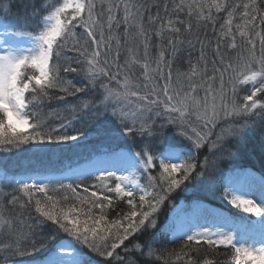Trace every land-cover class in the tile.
<instances>
[{
    "label": "snow or ice",
    "instance_id": "1",
    "mask_svg": "<svg viewBox=\"0 0 264 264\" xmlns=\"http://www.w3.org/2000/svg\"><path fill=\"white\" fill-rule=\"evenodd\" d=\"M70 7L71 13L66 11ZM154 7L157 9L156 15L147 16L150 26L161 20L159 16L161 7H163L165 14H168L167 4H157ZM186 7L188 9L187 12H185ZM211 7H215L219 11L222 7L228 8L232 6L215 2ZM211 7L205 9L202 4L186 6L180 3L174 6L173 14L177 15V17L180 14L191 17L193 10H195L196 15L199 17L207 11L208 15L204 17V20L212 25L215 21L211 15ZM243 8V16L247 18L249 24L253 23L257 16H259L260 22L264 24V9H261L259 5L253 3L251 5H243ZM120 9L121 5L117 3L109 4L105 8L103 3L97 5L93 0H64L61 7H57L50 16L44 17L42 12L45 9L36 11L33 8L36 27L44 28V30L38 36L32 38L33 46L30 48L17 46L16 37L31 36V33L13 31L20 28L21 25L8 19L0 20V27L4 29V32L0 34V44L3 45L0 47V136H10L8 143L17 148L29 144L37 146L62 144L79 140L89 129H93L95 135L104 136L112 141H116L119 138L121 129L129 135L147 136L148 138V144L142 145L140 152H127L126 156H124L125 168H137L146 176V186L141 187L139 184L133 186L132 183L125 185L123 182L128 179L127 176L117 177L116 172L109 171L107 168L95 169L99 173L101 182L105 179L119 181L114 188L105 184L104 189L109 193L127 198L126 204L129 210L121 219L111 222L110 228L102 232L96 227L100 222L99 220L94 221L91 228L84 227L78 224L76 219L69 221L67 213L44 211L40 206V200L37 199L35 200L36 211L41 214L38 218L39 223L46 224L51 221L54 231L51 236L40 242L39 249L36 244H31L32 250L37 252L45 248L49 241H56V255L46 258L49 264H79L75 257L62 255L72 251L71 240L60 236V233H64L67 237L87 246L97 255L105 258L109 264H152L150 258L154 257L156 252L160 250L157 245L166 241L167 234L171 232L174 238L184 240L181 253L171 254L175 256L178 264H200L197 255L201 251L200 246L202 244L209 249L231 246L236 254L235 259L241 261L242 264H264V247L259 249L236 247L239 241L233 231L225 230V228H216V231H213L212 228L204 227L190 233L180 232L177 235L178 230L175 226V218L167 223L159 219L163 214L162 209L166 207V202L171 200L172 194L177 189L185 190L188 186L186 182L197 177L212 176L219 171L220 163L223 160L230 159L234 155L232 148L229 146L230 141L240 140L245 130L250 128L261 130V135L264 136V36L260 38V56L257 57L255 55V43L249 39L247 41L250 46L248 56L244 58L242 63L240 58L237 57L235 67L232 63L227 62L219 44L213 50L212 56L214 59L211 60L205 57L202 44V50L197 61L201 65L200 80L202 83H194L189 80L188 86L191 91L181 95L172 86L171 65L169 61L165 60L164 52L170 50L174 57L179 50V46L183 43L175 39V37L182 34V29L184 32L190 33L194 25L191 22L185 23L184 20L177 18L175 24L179 26L171 28V35L164 36L162 30H157L153 33L161 39L162 44L159 58L152 61V63L156 64V68L151 69V65L148 62L151 36L142 24L137 23L145 18L144 12L147 11V8L143 5H130L125 2L122 5L123 15L118 17L116 13ZM130 9H135V11L132 12ZM228 15L231 18L232 12H229ZM172 23L173 21H168L169 25ZM228 23H231V19H229ZM121 25H123L126 38L130 35L129 28L137 30L136 40L139 41L138 46L143 48V58L145 60L142 65L144 78H155L151 84L137 86L131 85L127 77H125V90L129 87H136V92H113L108 88V85L102 83V78L116 81L120 74L121 42L119 39L115 40L114 49L111 37L106 38L105 33H112L114 28L119 30ZM78 27L83 29V36L80 39L75 37V29ZM222 27H225L224 35L228 36L230 29L226 26ZM244 35V33H241L242 37ZM58 37L60 41L57 44V63L49 68V61L53 56V44ZM230 38L233 43L227 45V47L237 48L234 43L235 36L231 35ZM125 42L127 43V40ZM68 43L71 44L70 51L76 55H66L61 60L60 53L64 51ZM188 44L190 47L192 46L191 41H188ZM89 48H91L90 52L88 51ZM110 54L111 61L109 62L108 57ZM81 57L85 59L82 60ZM88 57L91 58L87 59ZM101 57L104 58L105 68H98ZM209 63L211 68L208 67ZM84 64H87V68L84 67ZM125 67H127V62H125ZM113 68L116 69L115 72H112ZM128 70L131 71L130 68ZM190 70L191 74L195 76L196 68L191 65V62ZM61 71L65 76H72V74L83 76L86 83H80V86H76L72 80H64L60 75ZM29 72L31 73L30 75L28 74ZM149 72H151V76H149ZM226 75L227 80L225 79ZM160 80L164 82L159 83ZM217 81L219 82L218 84ZM226 83L228 84L227 93L225 91ZM64 84H67L68 87H63L62 91L68 95L83 93L86 90L100 92V96L96 100L90 102L81 101L83 108H88L91 112L90 118L81 129L74 131L75 134H67V131H63L64 129H69L68 125L72 121L62 123L59 128L47 132L34 131L31 135L26 134L25 131L17 127V123L34 129H39L43 126L40 115L33 113L30 109L31 101L26 103L25 93L31 91L33 99L38 94L46 98L49 91L61 88ZM249 84L251 85V91L243 97V103L238 104L236 102L237 86ZM141 88L144 90L143 95L140 94ZM201 91H203L204 95L197 99L196 97ZM228 93H231V96ZM161 96L163 97V102L160 100ZM129 97L138 100L140 102L139 106L132 110L118 108V105ZM57 99L63 100L64 97H57ZM37 107L38 105L31 104V108ZM257 108H259V122L255 119L257 113L253 112L252 116L247 117V119L252 120L251 124L245 122L239 127L232 124L228 128H222L215 141L208 140L213 134L212 128L218 119H222L224 124L228 125L230 121H234L237 117L244 119L245 114ZM193 111L204 121V127L208 131L201 134L192 128V135L189 136L190 123L188 117ZM153 113L156 116L167 115V124L180 129L179 133L189 141H192V137H195L192 142L195 149H200L202 144L210 142L212 148L215 149L212 153L213 159L210 160L205 157L201 170H197L196 163L190 162L194 159L192 156H185L183 159L173 162L172 159L162 158L160 154L159 156H153L146 151V148L152 146L151 142L157 137H162L164 133L165 126L160 125L157 128L155 122L148 124L147 127L143 124L139 128L137 127L139 121H151ZM109 116L115 118L119 128L110 126L97 130L94 127L102 118L107 121ZM30 119H35L37 123L34 125L30 124ZM122 153L123 150L121 149L120 154ZM112 154V152H109L104 155ZM69 169L71 170V165H69ZM153 171H159V176L163 179L162 184L158 185L156 183L157 177L151 175ZM88 174L90 175L91 173ZM177 174H179V177ZM83 175L85 173L80 172L72 176H64L63 179L78 180ZM4 179L7 181V174ZM12 183L20 184L18 190L25 194L29 203L33 200L34 192L46 195L47 191L50 190L42 182L29 184L23 181H16L15 179L7 181L4 187H10ZM91 187H98V185H92ZM204 187L207 186L204 185ZM78 188H81L86 195L82 196L77 192ZM51 190L55 191L56 189ZM60 190L70 191L81 203L90 202L88 203L89 213H91L93 208L103 212L105 208L111 207L114 203L111 195L106 196L101 192L89 191L88 187H82L80 184L74 186L71 183L67 185L61 183ZM138 191L142 193L138 197L139 210H137L138 206L136 203ZM224 196L231 197L229 201L235 207L242 208L245 212L264 218V207L256 204L254 200L234 196L233 192L227 188L224 190ZM48 199L51 200V197H48ZM17 202L18 198L12 195L8 207H15ZM191 207L195 210L199 207V201L194 200ZM171 211L179 213L182 210L173 208ZM79 214V211L74 213L75 216H79ZM100 219L103 220L104 217L101 216ZM19 223L20 221L13 217L12 222L5 225V233L12 240V243L5 245L3 251L12 255L23 256L28 255L26 246L25 250L21 251V244L14 236ZM86 224L87 221H84V225ZM112 228L115 229L114 232L111 231ZM261 232V243H264V219H262L261 223ZM203 264H213V261L205 258Z\"/></svg>",
    "mask_w": 264,
    "mask_h": 264
},
{
    "label": "trees",
    "instance_id": "2",
    "mask_svg": "<svg viewBox=\"0 0 264 264\" xmlns=\"http://www.w3.org/2000/svg\"><path fill=\"white\" fill-rule=\"evenodd\" d=\"M97 5L103 3L105 8L109 4L117 3L121 5V9L116 13L118 17L123 15L122 5L127 2L130 5L136 4L137 6L143 5L147 8V11L144 12V19L138 21L137 23L142 24L144 29L151 36V47L149 49V63L151 69L156 68V64L152 61L159 58L160 46L162 41L153 33L157 30H162L164 36L171 35V28L178 27L179 25L175 24L177 18L182 19L185 23L191 22L194 27L192 31L184 32L182 29V34L175 39L182 41L183 43L179 46V50L173 57L171 51L164 52L165 60L170 62L171 72H172V86L176 88L179 93L184 94L189 92V80L194 83H202L200 80L201 65L197 63L198 58L201 53V45L203 44V51L205 57L208 60L214 59L212 56L213 50L216 48L217 44L220 45L221 52L227 59V62L232 63L233 66H236L237 57L240 58L242 63L244 58L248 56L249 53V44L247 41L250 39L255 43V55L260 56V38L264 36V24L260 22L259 16L256 17L255 21L251 24L248 23L247 18L243 16L244 8L243 5H251L253 3L260 6L261 9H264V0H93ZM215 2H219L222 5H230L232 7L221 8L219 11L215 7H211ZM64 3V0H0V18L8 19L13 22H17L21 25L19 30L25 33H31L33 36H38L44 28H37L36 21L34 19L35 12L45 9L42 12V16H50L57 7H61ZM183 3L184 5L197 4L204 5L205 9L211 7V15L215 21L214 24L210 25L205 22L204 17L208 15V12L205 11L202 16H197L195 10H193V15L191 17L180 14L179 17L173 14L174 6L177 4ZM167 4L168 5V14L166 15L163 7L159 9V16L161 20L156 22L154 25L150 26L147 21V16H155L157 9L155 5ZM134 12L135 9H130ZM187 7L185 12H187ZM232 12L231 18H229L228 13ZM229 19L231 23L229 24ZM171 20L173 23L168 24V21ZM47 26V25H46ZM45 26V27H46ZM230 29V34L228 36L224 35L225 27ZM130 35L126 38L124 36L123 25L119 30L113 29L112 33H105L106 38L111 37L112 46L115 49V40L119 39L122 47L120 48V60L121 65L120 74L117 77L116 81H109L108 79L102 78V83L108 85V88L113 92H136V87H129L127 90L124 88V78L127 77V80L131 85H144L151 84L155 79L144 78V71L142 65L145 63L143 58V48L139 47V41L136 40L135 28H129ZM241 33L245 35L242 37ZM231 35L235 36L234 43L237 45V48L233 49L227 47L231 45L233 41L231 40ZM83 36V29H75L76 39H80ZM127 40V43L125 42ZM60 38L56 41L53 47V56L51 58V66L56 61V52L57 44L59 43ZM188 41L192 42L190 47ZM75 42V41H73ZM166 47V44H165ZM71 44L68 43L64 51L60 53L61 60L66 55L75 56L76 54L70 51ZM91 51V48L88 49ZM88 57L87 59H90ZM81 59H85L81 57ZM103 57H101V62L98 64V68H105L103 63ZM109 62L111 61V54L108 57ZM125 62H127V67H125ZM190 62L192 66L196 68V75L193 76L190 70ZM75 66V65H74ZM84 67L87 68V64H84ZM208 67L211 68V64H208ZM131 69L129 71L128 69ZM116 69L113 68L112 72H115ZM31 74L30 72L28 73ZM111 74V73H110ZM61 77L64 80H72L76 86H80V83H86L84 81L85 77L77 76L72 74V76H65L61 71ZM151 76V72H149ZM74 78V79H73ZM227 80V75L225 77ZM163 80H160L159 83H163ZM219 82L217 81V84ZM244 85H238L237 90ZM63 87H68L67 84L61 86V88L53 89L48 92V96L41 97L39 94L35 99L32 98L31 91L26 94L27 103L31 101V104L38 105L37 108L30 109L33 113L39 114L41 118L42 127L39 129L30 128L26 130V134L31 135L34 131L47 132L52 129L59 128L62 123H67L72 121L68 128L63 131H67L69 134H75L74 131L79 130L87 122L91 116V112L88 108H83L81 101H93L100 96V92L92 90L83 93H77L75 95H68L62 91ZM225 89L228 90V84H225ZM202 92V91H201ZM238 93V92H237ZM140 94H144L143 88H141ZM107 95V93H105ZM57 97H64L63 100L57 99ZM236 97H239L237 95ZM131 100L132 97L125 99L121 104L118 105V108H123L124 110H132L139 106L140 102L137 100L136 103H133ZM136 100V99H134ZM160 100L163 102V97H160ZM98 102V101H97ZM115 102V101H113ZM239 104V101L237 100ZM133 104H135L133 106ZM252 116L251 114H245V118L237 117L234 121H230L228 125L234 124L239 127L240 125L247 122L252 123V120L247 119V117ZM191 120L190 128L188 131L191 132V128L196 129L197 132L203 134L208 131L204 127V121L197 117L195 114L191 113L189 116ZM31 124H36L35 119H30ZM167 117L164 114L157 116L156 119H153L151 123L155 122L156 127L164 125V133L162 137L155 138L151 143L152 146L148 148L150 153L153 156H158L160 153H157L162 148H168L166 143L158 144L156 141H159L161 138L172 134V130H168V124L166 122ZM256 121L259 122V118H256ZM145 121L142 122L144 124ZM141 125V124H140ZM137 124V127H140ZM114 126L119 128L118 122L114 117L109 116L107 121L104 118L101 119L94 126L97 130L102 127ZM222 119L216 121L215 126L212 128V135L208 138L209 141H215L216 136L220 134L221 129L225 128ZM176 133V132H175ZM87 136V137H85ZM10 136H0V170L3 171V177L0 180V264L1 263H15L21 261L36 260L41 257L49 256L57 251L56 241H49L48 245L40 249L37 252H34L31 248V244H36L37 248H40V242L44 241L46 237L51 236L54 231V226L51 221H48L46 224L39 223V217L41 214L36 211L35 200H40V206L44 211H51L54 213H67L69 221L76 219L78 224L83 225L84 227L91 228L93 227V222L99 220V224L96 225L98 230L104 231L109 229L111 222L121 219L122 216L127 213L128 206L126 204V197L117 196L114 193H109L104 189V185L108 184L112 188L115 187L117 180H107L103 182L99 180V175L90 174L82 176L78 180L74 179H54L47 178L43 181L36 179L30 181L28 178L31 176H36L37 178L47 177L53 173H62L71 167H76L91 160L94 156L107 153L109 151L118 150L122 147L129 148L132 152H140L142 145L148 144L147 136L141 137L140 135H129L124 133L121 129L119 138L116 141L109 140L104 136H97L93 132V129H89L85 135L81 138L79 142H65L62 144H45V145H24L20 148L15 147L14 145L8 143ZM174 148L180 149L181 153L185 156L191 155V148L187 143V139L179 134L175 139H173ZM230 147L232 148L234 155L230 159H225L220 163V169L212 176L197 177L189 182L185 190L177 189L175 193L172 194L170 201L166 202V207L176 199H183L187 202H190L194 199H200L208 201L213 205L222 206L224 209H231L229 212L236 217H249L248 214L243 213L239 208H230L228 205V197L224 196V184L225 177L228 173H231L235 170L252 168L259 172L264 177V136L261 135V130L258 129H248L242 135V138L238 141H230ZM169 145V144H168ZM219 146V145H218ZM147 150V148H146ZM215 149L212 148L210 142H205L202 144L200 149H195V158L190 161L196 163L197 170H201V166L204 164L205 157L213 159L212 153ZM163 152V150H162ZM219 155V153H217ZM159 171L151 172V175L157 177ZM7 174V181L15 179L16 181H23L26 183L33 182H42L47 186L49 191L47 194L44 193H33V200L31 203L27 201L25 194L19 191V183H12L10 187H4L5 181L4 177ZM38 175V176H37ZM179 177V175H177ZM157 181V184L159 185ZM80 184L82 187H88L89 191L101 192L103 195H111L113 199V205L111 207L105 208L103 212L99 211L96 208L91 210L89 213L88 203H81L79 199H76L70 191L60 190V184ZM161 184V182H160ZM92 185H98V187H91ZM206 185L207 187H204ZM51 189H56L55 191ZM82 196L86 195L82 192L81 188L77 189ZM12 195H15L18 198V202L15 207L9 208L8 205L11 202ZM51 197V200L48 199ZM137 196V210H139V200ZM24 206V207H22ZM162 209V215L160 220H164L166 223L169 222L170 214L167 212V209ZM79 211V216H75L74 213ZM103 216L104 219L101 220L100 217ZM15 217L16 220L20 221L14 236L19 240L21 244V251L26 250L28 255H12L3 251L5 245L11 244L12 240L7 237L5 233V225L11 223ZM84 221H87V224L84 225ZM112 232L115 231L114 228L111 229ZM60 236L67 238L66 234L60 233ZM59 239V237H58ZM71 239V238H70ZM75 241V240H74ZM77 242V241H75ZM78 246L84 251L85 258L79 262V264H109L105 258L97 255L87 246L77 242ZM184 245L183 239H176L173 237V234L170 232L167 234L166 241L162 244L157 245V248L160 249L156 252L155 256L150 258L152 264H178L172 253H181L182 246ZM201 251L197 255V259L200 264H203L205 258L213 261V264H241V261L235 259V251L231 246H220L214 249L207 248L206 245H201ZM237 247V246H236ZM119 251V250H118Z\"/></svg>",
    "mask_w": 264,
    "mask_h": 264
},
{
    "label": "rangeland",
    "instance_id": "3",
    "mask_svg": "<svg viewBox=\"0 0 264 264\" xmlns=\"http://www.w3.org/2000/svg\"><path fill=\"white\" fill-rule=\"evenodd\" d=\"M66 11L71 13V7L69 9H67ZM0 20H4V19L0 18ZM13 31H19V32L25 33L19 29H14ZM3 32H4V29L2 27H0V34H2ZM33 37H35V36L24 35V36L16 37L17 46L25 47V48L32 47L33 46L32 45V38ZM58 39H59V37L57 38V40ZM2 46L3 45L0 44V47H2ZM49 68H51V59L49 61ZM225 91H226V93L228 92L227 89H225ZM250 91H251V85L250 84L244 85L241 88H239L237 90V92H238L237 95H239V97H236V102L238 100L239 104L243 103V97L248 95ZM26 94L27 93H25V101H26ZM180 94L183 95L182 93H180ZM203 95H204V93L202 91L197 95L196 98L200 99L201 97H203ZM228 95L231 96V93H228ZM132 99L133 100H131V101L133 103H136V105H137V100H134V98H132ZM26 103H27V101H26ZM134 105L135 104H133V106ZM201 111H202V109H201ZM253 112L257 113V115L255 116V119L259 118V115H258L259 108L254 109V110H252V112H249L247 114L252 115ZM192 113L195 114L197 117H199L195 111H193ZM166 117L168 120L167 115H166ZM156 118H157V116L155 115V113H153L152 120L156 119ZM152 120L145 122L143 125L145 127H147L148 124H151ZM167 120H166V122H167ZM188 121L191 122L189 117H188ZM142 122L143 121H139L137 124L140 125V124H142ZM30 124H31V120H30ZM230 126L231 125H226L225 128H228ZM17 127L23 131H26V130L31 128L27 125H21L19 123H17ZM168 128H169L168 130H170V131L172 130V132H173L172 134H174V135H173V137L171 135H169V136H166L165 138L159 139V141H156V143H158V144L161 143V145H162V143H166V146H168V148H166V149L165 148L160 149V151H158L157 153H160L161 157L164 159H172L173 162H177V161L183 159L185 157V155L183 153H181L180 149L174 148L175 146H174V144H171V142H174L173 139H175L180 134L179 132L181 130L176 129L175 126H173V125H168ZM188 135L191 136L192 133L190 131H188ZM85 137H87V136H85ZM81 138L77 141H72V142H79V141H81ZM194 140H195V137H192V141H189L187 139V143H188L189 147L191 148V150H190L191 155L190 156L195 158V154H194L195 153V147H194V144H192V142ZM122 148H123L122 154L118 153V150L113 152V153H115L117 155H121L123 157V156H126L127 152H132L129 148H126V147H122ZM120 150H121V148H120ZM162 150H163V152H162ZM146 151H148L150 153V150H148V148ZM122 157H112L111 158L109 155H107V156H104L101 158H97V159L91 161L90 163L84 165V167H80L79 169L78 168H72L71 170H68V171L63 172V173H53L51 175H48L47 177L40 178V180L43 181L47 178L60 179V178H63L64 176H70V175L72 176L75 173H80V172L85 173V175H89L88 173H93V174L99 175V173L96 172L95 169L107 168L109 171L116 172L117 177L127 176L128 179L123 182V184H125V185L132 183L133 186H135L136 184H139L141 187L146 186L147 178L137 168H132L129 170V172L123 173V170L113 169L115 166L108 167V166L103 165L104 163H108V162L109 163L111 162V164H118L119 166L125 165L124 164V157L123 158ZM85 175H83V176H85ZM177 175H179V174H177ZM158 176H159V173H158ZM252 176H255L257 179H261L264 182V177H262V175L259 172H256L255 170L246 168V169L235 170L231 173H228L227 176L225 177L224 188L230 189L233 192L234 196L241 197L242 199L254 200L256 202V204L264 207V198L263 197L262 198H256V197L247 196L244 194L242 188H240V184L246 182ZM158 178H159V181L156 180V183L158 181L159 184H160V182L162 184L163 179L160 176ZM37 179H39V178H37ZM29 180L32 182V181L36 180V178L34 176H31V179H29ZM117 182H119V181H117ZM263 191H264V189H263ZM141 194L142 193H140L139 191L137 192V196H139ZM179 199L172 201L169 204V206L166 207L167 212L170 214V218H169L170 220L169 221H171L173 218H175V226H176V229L178 230L177 235H179L180 232L190 233L191 231L200 230V228H204V227L212 228L213 231H216V228H225V230H230V231H233L236 233L237 239L239 241V243L236 244L237 247H246V248H254V249H259L260 247H264V244L261 243V239H262L261 223H262V219H264V218L256 216L255 214H252V213L245 212V211H243L242 208H239V209L241 211H243V213L248 214L249 217L248 218L247 217L236 218L232 214V212H229L231 209H229V210L224 209L222 206H216V205H213L212 203H209L208 201H204V200H200V199H194V200L199 201V207H197L195 210H193V208L191 207V204L194 200L187 202L183 199H181V200H179ZM230 199H231V197H228L229 207L232 209L236 208L229 201ZM173 208L181 209L182 211H180L179 213H174L173 211H171V209H173ZM67 239L71 240L72 251L70 253L62 254V255H68V256L75 257L78 260V262H80L81 260H83V258H85L84 251L78 246L77 242H75L74 240H72L70 238H67ZM54 255H56V252L49 255V256L41 257V258L36 259V260L21 261V262H15V263H1V264H49V261L46 258H51ZM241 264H242V262H241Z\"/></svg>",
    "mask_w": 264,
    "mask_h": 264
},
{
    "label": "bare ground",
    "instance_id": "4",
    "mask_svg": "<svg viewBox=\"0 0 264 264\" xmlns=\"http://www.w3.org/2000/svg\"><path fill=\"white\" fill-rule=\"evenodd\" d=\"M54 44H53V47H54ZM124 164H125V162H124ZM103 165L108 166V167L115 166L113 169L123 170V173L129 172V170L132 169V167H126L125 168V165L119 166L118 164H111V162L110 163L109 162L104 163ZM240 188H242L244 194L247 196L256 197V198H262V197L264 198V191H263L264 182L261 179H257L255 176L250 177L249 180L240 184ZM262 244H264V243H262Z\"/></svg>",
    "mask_w": 264,
    "mask_h": 264
}]
</instances>
